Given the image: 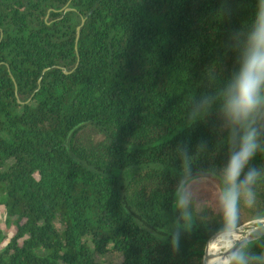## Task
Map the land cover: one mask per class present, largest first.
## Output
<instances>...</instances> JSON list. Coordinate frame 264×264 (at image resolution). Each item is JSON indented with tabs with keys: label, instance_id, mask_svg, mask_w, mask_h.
<instances>
[{
	"label": "trees",
	"instance_id": "obj_1",
	"mask_svg": "<svg viewBox=\"0 0 264 264\" xmlns=\"http://www.w3.org/2000/svg\"><path fill=\"white\" fill-rule=\"evenodd\" d=\"M259 5L0 0V207L13 229L0 228V264H100L110 247L122 264H202L217 233L260 224L264 120L241 168L242 132L215 106L193 117L192 102L235 71ZM201 175L215 193L185 217L177 190ZM237 253L264 264V236Z\"/></svg>",
	"mask_w": 264,
	"mask_h": 264
},
{
	"label": "clouds",
	"instance_id": "obj_2",
	"mask_svg": "<svg viewBox=\"0 0 264 264\" xmlns=\"http://www.w3.org/2000/svg\"><path fill=\"white\" fill-rule=\"evenodd\" d=\"M192 102L195 109L193 117L203 115L215 106L234 131L242 132L241 140L246 143L245 155L241 158L242 168L257 150L259 133L256 123L264 120V0H260L254 29L235 71L210 99H194ZM254 176L255 171L250 170L246 178L250 181ZM186 203L184 193L177 190L176 208L185 217L188 215ZM233 255L235 264H246L243 255Z\"/></svg>",
	"mask_w": 264,
	"mask_h": 264
},
{
	"label": "rangeland",
	"instance_id": "obj_3",
	"mask_svg": "<svg viewBox=\"0 0 264 264\" xmlns=\"http://www.w3.org/2000/svg\"><path fill=\"white\" fill-rule=\"evenodd\" d=\"M186 200L191 201L194 198L197 203L201 202V198L208 195H213L215 193V179L213 176L201 175L194 177L185 183L183 189ZM6 211L4 207H0V228L6 231L8 235H11L13 229L7 230L5 224ZM56 225L59 230H62L63 224L58 219ZM253 222L244 225L245 228H252ZM95 259L100 264H122V254L116 249L109 248L105 253H96ZM228 262L230 264L231 256L228 257Z\"/></svg>",
	"mask_w": 264,
	"mask_h": 264
},
{
	"label": "bare ground",
	"instance_id": "obj_4",
	"mask_svg": "<svg viewBox=\"0 0 264 264\" xmlns=\"http://www.w3.org/2000/svg\"><path fill=\"white\" fill-rule=\"evenodd\" d=\"M248 228L241 226L234 230L221 232L216 235L212 243L208 245L205 264H229L226 250L230 248L240 237L247 233Z\"/></svg>",
	"mask_w": 264,
	"mask_h": 264
},
{
	"label": "water",
	"instance_id": "obj_5",
	"mask_svg": "<svg viewBox=\"0 0 264 264\" xmlns=\"http://www.w3.org/2000/svg\"><path fill=\"white\" fill-rule=\"evenodd\" d=\"M84 23H85V19L82 20L81 25L78 27L77 40L76 41H78L80 38V30H81V27L84 25ZM1 40H2V36L0 38V43H1ZM257 222H259L260 224L253 226L252 228H249L247 233H245L242 237H240L232 246H230V248H228L226 250L227 255L232 256L231 260H230V264L232 262V259L234 258V255H233L234 253H237L243 246H245L249 242H252V241L264 236V220H258ZM228 231H230V230H228ZM222 232H225V231H222ZM219 233H221V232H219ZM219 233H217L216 235H218ZM209 241H208V243H209ZM208 243H207L206 249L208 247ZM205 253H206V250H205ZM204 261H205V256L203 258L202 264H205Z\"/></svg>",
	"mask_w": 264,
	"mask_h": 264
}]
</instances>
